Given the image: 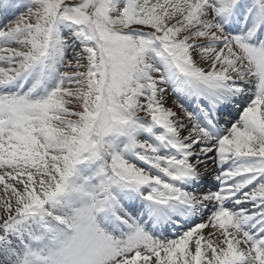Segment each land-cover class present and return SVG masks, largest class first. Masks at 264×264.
Segmentation results:
<instances>
[{
	"label": "snow or ice",
	"instance_id": "obj_1",
	"mask_svg": "<svg viewBox=\"0 0 264 264\" xmlns=\"http://www.w3.org/2000/svg\"><path fill=\"white\" fill-rule=\"evenodd\" d=\"M0 264H264V0H0Z\"/></svg>",
	"mask_w": 264,
	"mask_h": 264
},
{
	"label": "rangeland",
	"instance_id": "obj_2",
	"mask_svg": "<svg viewBox=\"0 0 264 264\" xmlns=\"http://www.w3.org/2000/svg\"><path fill=\"white\" fill-rule=\"evenodd\" d=\"M175 97H173V99H174ZM169 104H171V99L169 100Z\"/></svg>",
	"mask_w": 264,
	"mask_h": 264
}]
</instances>
